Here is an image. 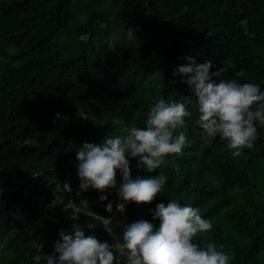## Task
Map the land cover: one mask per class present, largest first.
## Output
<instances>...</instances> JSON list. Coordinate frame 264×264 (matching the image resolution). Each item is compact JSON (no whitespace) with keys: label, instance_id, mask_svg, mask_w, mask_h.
<instances>
[{"label":"trees","instance_id":"obj_1","mask_svg":"<svg viewBox=\"0 0 264 264\" xmlns=\"http://www.w3.org/2000/svg\"><path fill=\"white\" fill-rule=\"evenodd\" d=\"M189 56L211 61L212 71L226 67L227 80L243 69L238 82L264 91V0H0V264L55 254L61 231L91 222L84 212L72 219L66 207L81 199L112 217L117 233L151 222L158 203L176 199L212 222L196 243H215L231 264H264V128L253 148L233 157L219 136L201 139L189 106L192 118L174 132L187 138L169 157L174 165L148 173L131 160L133 178H168L151 204L120 213L115 189H80L77 149L118 134L116 121L145 127L159 99L191 95L174 75ZM86 235L112 243L102 227Z\"/></svg>","mask_w":264,"mask_h":264},{"label":"clouds","instance_id":"obj_2","mask_svg":"<svg viewBox=\"0 0 264 264\" xmlns=\"http://www.w3.org/2000/svg\"><path fill=\"white\" fill-rule=\"evenodd\" d=\"M187 60L191 63L179 66L174 75L185 78L183 83L191 95L171 103L159 99L150 107L145 127L116 121L120 125L118 134L106 136L101 144L85 142L77 149L81 190L106 193L115 189V209L120 213L126 211V204H151L168 178L163 172L133 178L131 160H136L137 169L148 173L174 165L169 157L179 155L187 142L183 133L175 136L174 132L185 124V118H192L189 106L196 109V124L205 143L219 136L227 141L233 157L254 147L259 129L264 128V91L260 85L238 82L237 78L246 77L243 69L235 73L237 78L227 80L222 78L228 71L226 67L212 71L211 61L197 64L191 56ZM83 119L88 118L85 115ZM118 173L122 177L119 185ZM63 187L68 193L72 191L70 184ZM99 199L105 201L108 197L102 195ZM66 207L71 209L72 219L84 212L91 222L86 227L74 224L72 234L61 231L55 254L34 257L37 264H231L232 257L218 250L215 243L202 247L195 242L197 236L212 230V222L203 218L198 208L182 205L176 199L158 203L151 211V222L137 220L119 233L113 228V218L89 210L85 199L79 204L69 200ZM106 211L113 212L112 203L107 204ZM99 227L112 237V243L86 235V229L95 231Z\"/></svg>","mask_w":264,"mask_h":264}]
</instances>
